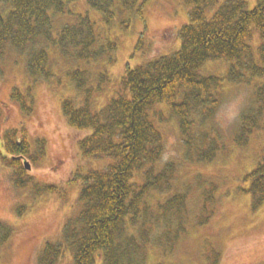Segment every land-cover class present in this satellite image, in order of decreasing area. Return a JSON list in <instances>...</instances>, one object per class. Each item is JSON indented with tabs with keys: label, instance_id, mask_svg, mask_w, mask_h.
Segmentation results:
<instances>
[{
	"label": "trees",
	"instance_id": "obj_1",
	"mask_svg": "<svg viewBox=\"0 0 264 264\" xmlns=\"http://www.w3.org/2000/svg\"><path fill=\"white\" fill-rule=\"evenodd\" d=\"M0 1L6 5L0 10V77L11 50L26 55L31 77L48 78L51 48L89 62L116 48L113 39L101 42L88 14L75 13L74 21L55 33L54 17L78 0ZM86 1L110 23L117 8L141 12L147 0ZM183 1L189 7V19L179 30V48L128 67L116 95L105 105H93L87 71L70 72L83 101L64 99V114L74 127L91 129L79 141L82 155L106 158L107 163L76 175V180H82L81 206L66 221L59 240L46 242L37 264H57L64 248L71 251L70 264H146L151 247L163 255L171 253L189 228L209 222L216 208L218 182L197 174L179 186L176 162L159 164L164 140L156 117L158 121L165 118V106L177 120L183 156L190 162H211L227 147L225 134L214 121L226 83H246L252 89L231 140L244 146L256 130H264V0H257L252 9L247 0ZM212 60L229 62L226 76L203 71ZM12 97L29 108L27 96L18 88ZM44 146L45 139L39 138L31 151L29 142L17 136V129L0 134V155L12 167L16 187L24 188L29 182L24 159H39L45 154ZM245 179L252 208L258 209L264 203V150ZM191 182L199 190L200 209L189 206ZM35 189L55 191L54 186ZM13 232V225L0 219V247ZM205 257L208 264H217L220 251L211 245Z\"/></svg>",
	"mask_w": 264,
	"mask_h": 264
},
{
	"label": "rangeland",
	"instance_id": "obj_2",
	"mask_svg": "<svg viewBox=\"0 0 264 264\" xmlns=\"http://www.w3.org/2000/svg\"><path fill=\"white\" fill-rule=\"evenodd\" d=\"M247 1L249 9L257 2ZM3 8L6 5L0 1V10ZM116 11L113 20L107 23L86 0H78L69 4L66 13L54 17L57 33L61 25L74 21L75 13L88 14L101 42L113 39L117 43L116 48L103 57L89 62L51 48L48 78L28 74L25 54L11 50L3 62L0 134L4 136L6 131L17 129V136L29 142L31 151L37 139H45V154L35 161L29 159L31 168L25 176L29 182L24 188L15 186L13 169L0 155V219L14 227L13 235L0 247V264H37L46 242L59 240L66 221L81 206L82 180H76V175L107 163L106 158L82 155L79 141L91 129L74 127L64 114V99L71 98L77 104L83 101V93L76 89L70 72L76 68L87 71L86 85L92 90L93 105L100 108L116 95L128 67L178 49L179 30L189 19V7L183 0H147L141 12L118 8ZM228 68L229 62L212 60L204 65L203 71L226 76ZM16 88L27 96L28 109L12 97ZM251 91L246 83L224 86L214 121L225 134L227 147L211 162L185 160L184 141L176 118L166 106L163 120L158 121L155 116L164 140V154L159 164L168 160L176 162L179 186L200 174L217 181L218 189L215 212L209 222L189 228L171 253L163 255L159 248L151 247L146 264H208L205 252L211 245L220 251L217 264H264V203L258 209L252 208L251 194L246 191L249 182L245 179V174L262 159L264 130H256L244 146L230 138L242 110L249 103ZM235 107L239 108V117L229 121L227 115ZM191 183L189 206L200 209L199 190ZM41 186H54L55 191L36 192L35 188ZM20 208H23L21 214ZM71 261V251L64 248L57 264Z\"/></svg>",
	"mask_w": 264,
	"mask_h": 264
},
{
	"label": "clouds",
	"instance_id": "obj_3",
	"mask_svg": "<svg viewBox=\"0 0 264 264\" xmlns=\"http://www.w3.org/2000/svg\"><path fill=\"white\" fill-rule=\"evenodd\" d=\"M239 114H240V112H239V108H238V107H235L232 111H230V112L228 113V115H227V119H228L229 121H234V120L238 119Z\"/></svg>",
	"mask_w": 264,
	"mask_h": 264
},
{
	"label": "water",
	"instance_id": "obj_4",
	"mask_svg": "<svg viewBox=\"0 0 264 264\" xmlns=\"http://www.w3.org/2000/svg\"><path fill=\"white\" fill-rule=\"evenodd\" d=\"M24 164H25V167L27 168V169H30L31 168V162L28 160V159H24Z\"/></svg>",
	"mask_w": 264,
	"mask_h": 264
}]
</instances>
